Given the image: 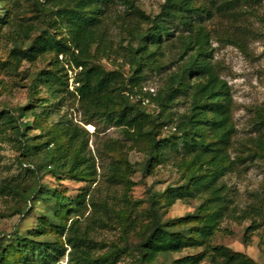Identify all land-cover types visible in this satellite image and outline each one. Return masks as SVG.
<instances>
[{"label":"trees","instance_id":"obj_1","mask_svg":"<svg viewBox=\"0 0 264 264\" xmlns=\"http://www.w3.org/2000/svg\"><path fill=\"white\" fill-rule=\"evenodd\" d=\"M30 1L39 21L18 25L4 64L16 68L46 55H52L53 62L32 78L27 105L0 109V138L14 141L20 163L26 166L25 173L0 176V197L11 199L8 218H24L40 207L39 217L27 233L16 228L0 237V264H59L67 245L77 249L69 254L70 264L116 261L124 255L133 264H255L245 254L215 242L227 219L252 220L247 232L258 228L256 217L264 204L238 213L231 207L225 177L238 163L264 164V132L236 146L234 98L215 60L210 26L216 17L231 22L249 14L264 27V12L257 10L264 0H164L156 15L147 14L135 0H120L126 9L117 18L121 30L117 44L110 38L108 23L107 9L113 0ZM15 4L16 0H0V27L12 24ZM238 30L239 34L225 30L229 35L224 33L221 40L244 50L250 32ZM103 60L113 61L114 67L106 68ZM67 64L82 67L75 93L69 89ZM155 72L165 75L154 98L156 106L131 100L128 93L146 84ZM70 95L79 103L84 125L102 122L118 128L131 142L129 150L144 154L137 163L144 175H155L172 163L180 182L149 193L148 205L141 211H117L106 202L89 201L86 193L72 199L66 190L44 182L48 174L78 181L96 175L89 148L92 134L67 115L47 124ZM182 103L187 109L178 115L174 109ZM256 116V124L264 128V111L258 109ZM35 129L40 134L31 136ZM124 148L111 139L104 152L118 153L114 178L125 186L127 197L136 184L129 173L136 169ZM194 199L200 203L192 213L165 219L177 202ZM133 204L143 206L142 201ZM89 206L96 222L103 223V215L110 218L114 213L121 231V242H112L97 258L82 248L91 241L89 230L82 232L80 227V217ZM189 250L197 252L178 256Z\"/></svg>","mask_w":264,"mask_h":264},{"label":"rangeland","instance_id":"obj_2","mask_svg":"<svg viewBox=\"0 0 264 264\" xmlns=\"http://www.w3.org/2000/svg\"><path fill=\"white\" fill-rule=\"evenodd\" d=\"M208 1V0H205ZM136 4L147 14L156 15L164 0H135ZM1 8V5H0ZM126 7L120 0L110 2L108 10V23L110 26V38L115 44L120 36V22L118 16L125 14ZM259 13L264 12V3L257 9ZM14 20L12 24L0 27V109L27 105L30 95V83L34 75L41 71L50 69L53 62L52 55L39 57L34 61H23L19 67H10V64H4L9 60V53L14 45L18 25L36 24L38 18L36 9L30 0H16L13 8ZM216 17L211 23L210 28L213 31V46L215 48V60L218 62L223 77L229 82L234 98V122L236 124L237 135L235 137L236 146L240 143H247L250 138L256 137L264 132V128L256 124L257 110L264 111V27L257 18L247 14L239 19ZM228 21V22H226ZM118 23V24H117ZM247 29L250 34L247 37V47L244 50L236 45L228 44L226 40H221L222 36L229 35L226 31L239 34L238 29ZM228 31V32H229ZM225 33V34H224ZM167 59L166 63H170ZM106 68L114 67L113 61L103 60ZM128 67H125L127 69ZM14 69V70H13ZM165 75L153 73L145 82L157 89L163 83ZM41 95L47 97L45 92ZM187 104H179L174 111L179 115L185 112ZM67 115L70 119L76 120L91 133L89 139V148L95 157L94 165L96 175L90 181H78L74 179L59 180L51 174L45 175L43 181L50 186L58 187L60 190H66L67 196L75 199L86 193L88 200L94 202H106L109 207H115L118 210L141 211L142 207H147L148 195L151 192L163 191L169 184H178L180 175L174 164L170 163L160 167L155 175H144L139 170L137 163L142 162L144 154L138 151H131L129 147L131 142H127L120 129L107 127L102 122L97 124L84 125L81 122V112L79 103L74 96H68L64 106H61L47 124L57 123L61 117ZM33 121L34 119L31 118ZM93 126V129H90ZM40 134L35 129L30 131L31 136ZM111 139H116L120 144L125 145L124 155H126L133 164L134 172H130V179L135 184L126 197L125 186L114 178V170L119 165L116 160L118 153L104 152L105 144ZM22 160L20 150L14 141L7 138H0V176L7 177L18 173H25V165H21ZM228 196L232 204L231 207L238 213L250 205L260 207L264 204V164L261 160L246 161L238 163L237 169L230 172L225 177ZM142 201L143 206H135L133 201ZM11 199L0 197V237L10 234L14 229L20 233H27L37 223L38 212L31 213L29 216L21 218L14 216L8 218L11 211ZM198 199L190 202L179 201L174 207L170 208L165 214V219L180 217L192 213L199 205ZM135 206V207H134ZM236 212V213H237ZM94 208L90 207L80 217L81 231L89 230L90 242L83 245V250L91 257L106 253L112 242H121V231L119 220L112 213L110 218L102 216L103 223L93 221ZM258 228L247 232V229L253 225L250 219L244 221L225 220L221 225V230L217 234L215 242L223 244L236 252H241L253 260L255 264H264V209L261 215L256 217ZM247 240V242L245 241ZM66 254L61 256L59 264H70L69 254L77 249L72 246H66ZM196 250L184 252L182 256L188 253H196ZM95 264H133V259L126 255L116 261L102 262ZM204 264H211L205 262Z\"/></svg>","mask_w":264,"mask_h":264},{"label":"built area","instance_id":"obj_3","mask_svg":"<svg viewBox=\"0 0 264 264\" xmlns=\"http://www.w3.org/2000/svg\"><path fill=\"white\" fill-rule=\"evenodd\" d=\"M63 59V56H60ZM69 73V89L72 93H75L76 87L79 86V83L76 82V77L78 72L82 70V67H70L66 65ZM158 89L152 85L142 84L138 87L134 93H128L129 97L133 101H138L146 107L154 108L156 103L154 98L157 96Z\"/></svg>","mask_w":264,"mask_h":264},{"label":"bare ground","instance_id":"obj_4","mask_svg":"<svg viewBox=\"0 0 264 264\" xmlns=\"http://www.w3.org/2000/svg\"><path fill=\"white\" fill-rule=\"evenodd\" d=\"M90 129H93V126H90Z\"/></svg>","mask_w":264,"mask_h":264}]
</instances>
